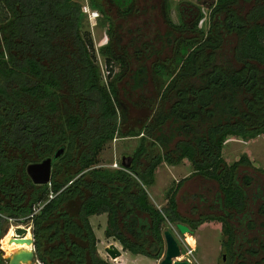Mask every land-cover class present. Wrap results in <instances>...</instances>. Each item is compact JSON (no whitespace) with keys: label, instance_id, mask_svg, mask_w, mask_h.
Returning a JSON list of instances; mask_svg holds the SVG:
<instances>
[{"label":"trees","instance_id":"obj_1","mask_svg":"<svg viewBox=\"0 0 264 264\" xmlns=\"http://www.w3.org/2000/svg\"><path fill=\"white\" fill-rule=\"evenodd\" d=\"M88 3L109 22L100 47L108 81L90 33L82 32L81 1L0 0V238L10 220L30 222L40 264H117L100 254L91 215L106 213L105 234L151 258L165 252L168 221L195 230L219 220L228 264L236 257L237 264H264L263 239L245 236L247 246L238 250L233 221L240 215L257 227L250 204L259 196L264 201L262 189L251 196L254 179L240 171L252 162L246 154L232 163L223 156L229 136L264 132V0H215L207 31L198 26L200 9L192 22L181 9L175 22L170 0ZM113 10L136 17V24L127 20L134 27L127 41ZM115 64L120 70L111 75ZM122 96L147 114L130 121ZM118 136L140 137L130 165H98L105 144ZM60 147L50 182H34L27 165ZM184 159L191 176L218 183L221 214H182L177 193L187 177L168 189L163 207L150 200L157 168ZM0 264H7L1 249Z\"/></svg>","mask_w":264,"mask_h":264},{"label":"rangeland","instance_id":"obj_2","mask_svg":"<svg viewBox=\"0 0 264 264\" xmlns=\"http://www.w3.org/2000/svg\"><path fill=\"white\" fill-rule=\"evenodd\" d=\"M79 1H81L83 8L85 5H89L88 0ZM160 1L161 0H157V2ZM214 2L215 0H170L171 15L175 22H181L180 11L183 9L184 12L182 14H184L183 16L185 17V20L187 22H192L196 17V12L200 9L203 12V17L198 26L204 31H207L211 24L210 13ZM85 14L86 16L82 25V32L88 31L90 33L94 42L97 61L100 65L103 81H108L111 76H107L108 70L106 67V61L104 55L100 53V47L108 42L107 28L109 27V22L105 21L101 14L96 19L90 17L89 12H85ZM112 15L114 16L113 18L115 24L118 25L117 31L122 32L124 40L127 41L130 34L128 29L129 27L134 28L131 24L133 25L136 17L127 19L130 20V23L132 22L129 24L126 19L120 18L115 10H113ZM161 16L162 15L159 9L156 16L158 25L164 28ZM148 18L149 14H145L143 15L142 20L145 21ZM119 70L120 66L115 64L114 73L112 72L111 75H115V73ZM127 80V76L123 77V79L119 81L120 86H124ZM150 93L151 92H149V94ZM122 97L130 107V121L135 122L136 118L147 114V110L144 107L132 105L129 99L124 96ZM135 99H137V95L135 96ZM139 142L140 137L138 136H118L113 138L105 144L100 152L98 156V165L111 169L121 167L120 163L123 156H131ZM244 154L249 157L252 164L241 165L240 171L243 174L247 173L251 175L254 179L252 182V188L249 189L248 192L251 196H253L257 193L258 187H260L264 196V132L250 139H244L240 136H229L227 138L223 149V156L228 163H232L240 159V157ZM125 160L126 162L129 161L127 158ZM114 164H117L118 166L115 167ZM192 171L193 167L188 159H184L178 165H171L163 162L157 168L155 183L148 187L150 200L158 207H163L167 203L168 189L172 186H176L178 180L187 177L177 193L179 210L182 214L193 219H199L201 216L208 214H221L222 211L220 210L218 203V194L220 193L218 183L214 179L206 178L201 174L191 176ZM263 203L264 201H262L259 196L257 197V201H252V204H250V207L254 212L253 217L257 220V227L250 229L247 223H242L240 221V217L243 216L239 215L236 219H233L238 250L239 247L241 248L243 245L244 247L247 246V242L243 240L245 236L253 237L256 235L259 239L261 238L264 241V213L261 212ZM230 220L232 221V218H230ZM90 221L98 237V250L106 259H109L117 264H160L163 256H161V258H151L140 254L134 256L132 255L134 257L132 259L129 255H126L125 257L123 256L122 258H120L121 255L116 258H112L106 251V247L111 243L115 242L117 247L123 251H125V249L118 240L114 239V237H108L105 234V229L107 227V214L102 213L91 215ZM176 224L177 223L175 222L168 221L165 229L170 228L180 242L182 254L179 258L184 259L188 255L192 258L193 264H228L230 261V253L223 245V241L227 238V235L223 232V221H205L199 225L193 233H181L176 227ZM7 226L8 227L6 228L14 226L17 235L25 236L28 233V229H31L32 233V224L30 222L18 223L15 220H10L9 225ZM19 229H24V232ZM6 230L7 229H5V232ZM187 233H191L195 237V249L191 254H187L188 247H190L187 240ZM4 234L6 235V233ZM4 236L1 238H4ZM1 238L0 248L2 247ZM252 244H254V242ZM256 246L259 247L258 244H256ZM263 255L264 250H261L259 256ZM138 256L139 258H136ZM238 260L239 258L236 257L232 261V264H237Z\"/></svg>","mask_w":264,"mask_h":264},{"label":"water","instance_id":"obj_3","mask_svg":"<svg viewBox=\"0 0 264 264\" xmlns=\"http://www.w3.org/2000/svg\"><path fill=\"white\" fill-rule=\"evenodd\" d=\"M64 152V147H60L54 156H49L41 161L31 162L27 165V172L36 183H49L51 180V173L53 168V158L59 157ZM131 161V156H123L122 163L125 166H129L130 162H126L125 159ZM177 228L181 233L191 232L194 230L186 223L177 222ZM8 230V228H7ZM6 230V231H7ZM6 233V232H5ZM165 240V252L160 261V264H193L189 259H178L182 254L180 242L174 232L170 229H164ZM27 242L31 244L30 248H19L10 254L5 253V249L1 247V253L7 261V264H40L37 252L35 249V238L33 232L30 237L23 235L14 236L10 239L12 241ZM106 251L112 258H116L121 255L122 251L115 243H111L106 247Z\"/></svg>","mask_w":264,"mask_h":264},{"label":"bare ground","instance_id":"obj_4","mask_svg":"<svg viewBox=\"0 0 264 264\" xmlns=\"http://www.w3.org/2000/svg\"><path fill=\"white\" fill-rule=\"evenodd\" d=\"M31 234H32L31 229H28V233L25 236L30 237ZM186 235H187L188 242L191 243L193 246H195V237L191 233H187ZM14 236H18V235L16 233L15 227L11 226L10 228H8V230L6 231V235L1 240L2 247L3 249H5L6 254H10L19 248H30L31 247V244L27 242H19V241H14V240L10 242V239Z\"/></svg>","mask_w":264,"mask_h":264},{"label":"built area","instance_id":"obj_5","mask_svg":"<svg viewBox=\"0 0 264 264\" xmlns=\"http://www.w3.org/2000/svg\"><path fill=\"white\" fill-rule=\"evenodd\" d=\"M83 10H84V12H89L90 17L95 18V19L97 17H99V15H100V12L97 9H92L89 5H85ZM114 166L116 167L118 165L114 164ZM189 244H190V247H188L187 254H191L194 251V249H195V246H193L191 243H189ZM185 259H189L193 263L192 258L189 257L188 255L186 256Z\"/></svg>","mask_w":264,"mask_h":264},{"label":"crops","instance_id":"obj_6","mask_svg":"<svg viewBox=\"0 0 264 264\" xmlns=\"http://www.w3.org/2000/svg\"><path fill=\"white\" fill-rule=\"evenodd\" d=\"M115 243V242H114ZM122 251V254H121V256H120V258H122L123 256L125 257L126 255H129V257H131V259L132 258H134L133 256L134 255H140V254H131L129 251H123V250H121ZM133 255V256H132ZM136 258H139V256L138 257H136Z\"/></svg>","mask_w":264,"mask_h":264},{"label":"clouds","instance_id":"obj_7","mask_svg":"<svg viewBox=\"0 0 264 264\" xmlns=\"http://www.w3.org/2000/svg\"><path fill=\"white\" fill-rule=\"evenodd\" d=\"M178 259H182V258H179V257H178Z\"/></svg>","mask_w":264,"mask_h":264}]
</instances>
